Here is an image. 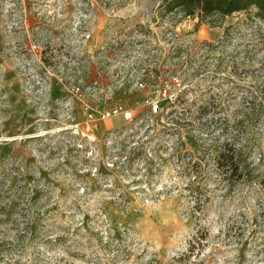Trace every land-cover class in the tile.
<instances>
[{
    "label": "rangeland",
    "instance_id": "obj_1",
    "mask_svg": "<svg viewBox=\"0 0 264 264\" xmlns=\"http://www.w3.org/2000/svg\"><path fill=\"white\" fill-rule=\"evenodd\" d=\"M160 3L0 0V264H264V23ZM140 53L178 100L89 122Z\"/></svg>",
    "mask_w": 264,
    "mask_h": 264
},
{
    "label": "built area",
    "instance_id": "obj_2",
    "mask_svg": "<svg viewBox=\"0 0 264 264\" xmlns=\"http://www.w3.org/2000/svg\"><path fill=\"white\" fill-rule=\"evenodd\" d=\"M93 34L90 32L85 33L82 35L83 42H88L92 38ZM167 38L171 37V34L166 35ZM119 40L114 42V46L112 49L117 52L120 50V44H118ZM109 52V50H108ZM142 54V55H141ZM150 54L144 55L140 53L139 59L137 60L138 63L132 62L131 64L122 65V70L120 73L122 75V81H118L115 86H103L100 82H94L92 87L89 89V95L91 97H98L102 96V100L105 101L109 98H113L116 96L117 92L122 90L126 87V92H146V97L143 99V107L147 108L149 115L148 116H141L140 118L135 114L136 109H130L125 107L122 102L119 100L114 108L106 109L103 105H100V101L97 98L98 107L99 109L95 110L89 106H87V112L89 114V122H93L97 120H110L117 117H122L125 121L134 124L135 126L140 125L143 123V120L153 121V117H156L162 113V105L165 102L175 104L178 100V93L174 92L172 89V82L168 81L164 78L163 74L159 75L154 86L149 85L147 78V73L150 67L153 65L151 61ZM146 60V61H144ZM140 63V64H139ZM143 67L140 69V65ZM154 88V92L152 94L149 93V89ZM79 87H75L74 91L78 96H81L83 92ZM152 92V91H150ZM150 94V95H148ZM152 95V96H151ZM102 104V103H101ZM138 109V108H137ZM91 111V112H90Z\"/></svg>",
    "mask_w": 264,
    "mask_h": 264
},
{
    "label": "trees",
    "instance_id": "obj_3",
    "mask_svg": "<svg viewBox=\"0 0 264 264\" xmlns=\"http://www.w3.org/2000/svg\"><path fill=\"white\" fill-rule=\"evenodd\" d=\"M158 18L166 19L174 13H181L184 18L198 16L202 19L218 16L227 18L239 13H253L254 17L264 23V0H160ZM155 23L158 20L154 21ZM229 151L222 154L225 164L238 172V163L234 155H228ZM223 165L222 167H226ZM264 194V180L262 181ZM183 259V256H182Z\"/></svg>",
    "mask_w": 264,
    "mask_h": 264
},
{
    "label": "crops",
    "instance_id": "obj_4",
    "mask_svg": "<svg viewBox=\"0 0 264 264\" xmlns=\"http://www.w3.org/2000/svg\"><path fill=\"white\" fill-rule=\"evenodd\" d=\"M145 93H146V92H138V95H137L136 97L143 99V98L146 96ZM136 94H137V93H136ZM138 98H137V99H138ZM141 99H139V100H141Z\"/></svg>",
    "mask_w": 264,
    "mask_h": 264
}]
</instances>
